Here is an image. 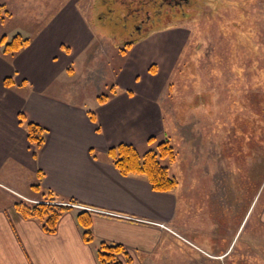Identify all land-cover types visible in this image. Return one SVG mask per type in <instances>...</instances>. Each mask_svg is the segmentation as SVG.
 Wrapping results in <instances>:
<instances>
[{"label": "crops", "instance_id": "1", "mask_svg": "<svg viewBox=\"0 0 264 264\" xmlns=\"http://www.w3.org/2000/svg\"><path fill=\"white\" fill-rule=\"evenodd\" d=\"M51 6L48 21L27 37L24 49L8 57L0 44V264H97L100 242L123 246L130 258L124 264H224L231 241L212 253L189 242L173 226L179 203L174 191L155 192L142 177L121 176L105 156L119 144L144 154L167 138L162 104L186 43L184 29L153 31L133 43L104 84L114 93L101 104L100 95H92L95 103L87 109L76 103L79 94L69 81L93 35L78 0ZM27 123L45 130L36 156ZM48 191L60 202L77 201L54 234L14 208L18 201L40 202ZM78 211L92 213L90 243L82 238Z\"/></svg>", "mask_w": 264, "mask_h": 264}, {"label": "rangeland", "instance_id": "2", "mask_svg": "<svg viewBox=\"0 0 264 264\" xmlns=\"http://www.w3.org/2000/svg\"><path fill=\"white\" fill-rule=\"evenodd\" d=\"M56 1L0 0V39L19 34L29 45L27 37L48 21ZM78 5L93 38L72 67L79 73L69 86L87 109L95 103L92 95L108 93L104 84L121 65L126 46L153 31L184 29L186 43L162 104L164 140L175 159L161 163L178 183L173 226L211 253L231 241L224 264H264V0Z\"/></svg>", "mask_w": 264, "mask_h": 264}, {"label": "trees", "instance_id": "3", "mask_svg": "<svg viewBox=\"0 0 264 264\" xmlns=\"http://www.w3.org/2000/svg\"><path fill=\"white\" fill-rule=\"evenodd\" d=\"M0 44L3 46V54L12 57L26 47L28 40L19 34L13 36L8 41L3 36L0 39ZM132 45L133 43L126 46V49L122 50V54H125L126 50ZM4 84L9 87L12 85V82L6 79ZM109 92L114 93L113 87H111ZM110 93L100 95L98 103L105 102L109 98ZM88 115L90 120L95 123L93 113L90 112ZM25 128L27 141L32 147V155L36 156L37 151L42 147L44 142L45 130L32 123H27ZM105 156L121 176L142 177L155 192H173L177 187L178 183L175 178L169 176L168 167L161 163L165 160L172 163L175 159L174 150L168 140L159 142L153 150H149L144 154L138 153L133 146L119 144L116 147L108 149ZM32 187L34 190H39L40 186L36 184ZM76 204L77 201L74 199L60 202L54 193L48 191L43 194L42 201L34 204L18 201L15 203L14 208L23 219L36 220L45 233L54 234L62 215L71 211L73 209L72 205ZM91 215L92 213L87 211H78L76 215V221L82 230V238L86 243L92 242ZM96 260L97 264H124V262H130V258L123 246L106 242L98 244Z\"/></svg>", "mask_w": 264, "mask_h": 264}]
</instances>
